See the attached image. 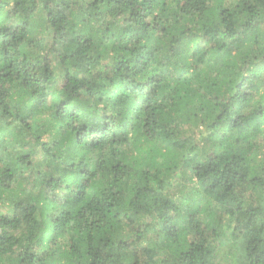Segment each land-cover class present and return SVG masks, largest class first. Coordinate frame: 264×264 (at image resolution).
Wrapping results in <instances>:
<instances>
[{
    "label": "trees",
    "instance_id": "1",
    "mask_svg": "<svg viewBox=\"0 0 264 264\" xmlns=\"http://www.w3.org/2000/svg\"><path fill=\"white\" fill-rule=\"evenodd\" d=\"M25 90L51 114L0 123L30 149L0 264H264V0H0V105Z\"/></svg>",
    "mask_w": 264,
    "mask_h": 264
},
{
    "label": "clouds",
    "instance_id": "2",
    "mask_svg": "<svg viewBox=\"0 0 264 264\" xmlns=\"http://www.w3.org/2000/svg\"><path fill=\"white\" fill-rule=\"evenodd\" d=\"M82 100L85 109V118H87L88 115H99L104 113L115 115L109 105L107 98H105L103 101H97L95 97L88 98L87 96H84L82 97ZM31 101L32 97L30 90H25L23 92H12L8 96L7 101H5V104L0 105V123L6 124L9 120H11L14 129L19 127L20 119H23L28 123H32L33 121H35L37 124L46 125L49 122L48 117L51 114V100L48 101V107L39 114L33 113ZM9 103L13 105L12 115H8L7 111L5 110L6 105ZM17 117H19V119ZM117 134L118 137L121 135L119 130H117ZM9 149V152H3V150L0 149V154H2L3 156V158L0 159V191H4L5 195V199L0 202V216L10 213V208L8 206L7 200L8 195L10 193L14 194L20 192L22 189H24L25 185L29 183L26 175L24 177L17 175L10 192L3 189L4 183L7 182V173H5L4 170L10 167L14 162L15 154L20 151L30 150L21 149L19 144H16L15 141H13V143L9 145ZM106 150L107 149H105V151ZM86 151L87 149L83 147L69 148L67 145H65V155L67 156L70 153L73 159L77 156V154L83 155L86 153ZM101 162L102 161L98 157L97 164ZM8 259L9 257H5L3 259V264H8Z\"/></svg>",
    "mask_w": 264,
    "mask_h": 264
},
{
    "label": "rangeland",
    "instance_id": "3",
    "mask_svg": "<svg viewBox=\"0 0 264 264\" xmlns=\"http://www.w3.org/2000/svg\"><path fill=\"white\" fill-rule=\"evenodd\" d=\"M223 252L224 254H226L228 252V249L225 247Z\"/></svg>",
    "mask_w": 264,
    "mask_h": 264
}]
</instances>
